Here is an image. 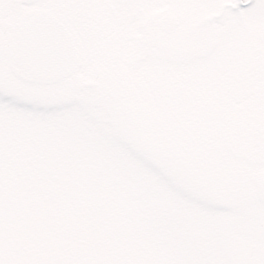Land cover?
I'll use <instances>...</instances> for the list:
<instances>
[{
    "label": "rangeland",
    "instance_id": "obj_1",
    "mask_svg": "<svg viewBox=\"0 0 264 264\" xmlns=\"http://www.w3.org/2000/svg\"><path fill=\"white\" fill-rule=\"evenodd\" d=\"M3 2L17 20L27 11L42 10L55 13L63 22L61 13H66L63 0ZM162 2V6L154 7V13L164 12L163 8L169 13L182 8L193 21H206V26L199 30L203 33L206 27L211 28L212 37L205 39L203 53L179 58L175 55L176 48L167 50L166 55L163 53L165 47L163 50L158 42L155 47H149L151 41L148 47L141 48V42L136 43V40L143 37L144 41L146 36H141L140 22L136 21L128 28H121V33L129 39L134 38V42L77 41L81 62L77 74L58 83L34 85L22 83L10 73L7 67L9 50H4L0 43V150H6L7 137L17 138L14 142L17 146L24 138L34 139L50 127H54L53 136L70 135L66 132L68 129L75 134H88L90 140L96 136L89 151L100 152L111 170L119 174L121 183L130 187L128 192L132 200L145 205L132 215V219L148 226L147 229L137 226L134 233L145 235L150 241L149 262L241 264L245 252L259 257L264 246V152L236 159L228 155L234 172L233 187L226 188L225 197L217 193L208 195L199 186L191 185L190 179L181 172H175L170 159L161 156L155 160L141 142L140 134L144 130L135 124L131 126L118 110L127 103L123 99L126 94L137 96L146 87L142 83L150 84L153 76L170 78L173 75L183 80L205 70L213 72L215 77L222 67L231 66L233 72L244 67V77L249 78L251 85L243 81V88L229 90L224 95L231 98L228 123L250 124L248 120L253 119L259 121V128L263 130L264 84L260 85L262 83L255 79L258 74L264 76V68L257 70L254 64L257 65L258 59L264 60V0ZM120 3L123 5L119 11L130 16L129 4L122 0ZM80 6L78 1L72 8L80 11ZM82 18L86 20L85 16ZM76 20L79 19L71 23V31L74 37L83 38L91 27ZM259 44H262L261 49L256 48ZM160 48L163 51L160 52ZM261 50L262 54L257 53ZM258 64L264 67L261 62ZM200 72L198 76L203 75Z\"/></svg>",
    "mask_w": 264,
    "mask_h": 264
},
{
    "label": "trees",
    "instance_id": "obj_2",
    "mask_svg": "<svg viewBox=\"0 0 264 264\" xmlns=\"http://www.w3.org/2000/svg\"><path fill=\"white\" fill-rule=\"evenodd\" d=\"M157 76L137 96L126 94L118 113L144 130L141 142L155 160L170 159L191 185L225 197L233 187L228 155L264 152L247 133L259 122L228 123L227 91L202 87L209 75ZM53 129L17 146L7 137L0 150V264H154L150 241L134 233L148 228L132 219L145 205L132 200L100 152L89 151L96 136L71 129L53 136Z\"/></svg>",
    "mask_w": 264,
    "mask_h": 264
},
{
    "label": "flooded vegetation",
    "instance_id": "obj_3",
    "mask_svg": "<svg viewBox=\"0 0 264 264\" xmlns=\"http://www.w3.org/2000/svg\"><path fill=\"white\" fill-rule=\"evenodd\" d=\"M78 1L81 5L80 11L72 8L73 3ZM122 1L123 3L129 4L130 8L127 7V10H129L130 16L126 15L125 12L119 11V8H121V6L123 5L122 3L119 4V0H63V5H65L64 7L66 9L65 15L61 13L62 15L61 17L62 19H64L63 22L56 17L55 13L54 14L52 12H48V13H50L55 19H57L62 24L65 31L72 38V41L75 44H77V41L80 42L94 41L96 43L97 42L114 43V42H118L119 40H121L122 42L129 40V42H134L135 40L134 38L129 39L128 37H125L121 33V28L122 27L123 29L128 28V25L133 24L136 21L140 22V23L138 22L139 23L138 28L143 33V35L141 36H146V39H144V41H142L143 37H141L139 40H136V43L141 42L140 45L141 48L148 47L149 44L148 41L152 42L151 45L149 46L151 48L152 45H154L155 47V43L158 42V45H160V47H163L162 48L163 50L166 49L163 52L166 53V55L168 53L167 50H169L170 52V50L176 48L178 51L176 52L175 55L179 56V58L181 57L185 58V56H187V58H190L193 56L194 53L200 55L205 50L204 48L205 47L204 42L206 41L205 39H208V37H212V34L210 35V33H212V29L209 27H206L203 33L201 32L202 30L201 26H206L205 25L206 21H202V22L193 21L190 18L191 17L190 14L185 10H183L182 8L174 10L173 12L170 13L165 8H163L164 12L159 11L157 13H154L153 12L154 7L156 5L162 6L163 4L162 0L160 2L159 0H122ZM18 3L22 4L23 1H18ZM31 11H36V10H31ZM76 11L78 12L75 13ZM27 12H25L21 16L20 20H17L14 14L9 13L8 5L4 3L3 0L0 2V43L2 44L4 50H9L8 55H10L12 48L11 45L12 31L17 25L22 23L23 18ZM84 16L86 20L83 21L82 17ZM169 18L171 19V22L174 21L172 19H175V21H177V26L175 27L173 32L168 31L169 27L167 26V23H165V21ZM75 19H79L76 21H82L81 22L82 24L85 23L86 24L85 27L87 28L91 27V30H89L90 33L87 32L86 36H84L83 38H81L82 36L81 37L73 36V32L71 31L72 30L71 28H73V26L71 25V23H73V20ZM79 33H82V30L79 31L78 34ZM179 41H181V43ZM256 48L261 49L262 44L257 45ZM162 49L160 48L159 51L161 52ZM115 50L118 51V49ZM262 52H263L262 50L257 51V53L259 54H262ZM258 62L264 64L263 59L260 60L258 59L257 65L254 64V68H256L257 70L264 68L260 66ZM7 67H8V59H7ZM222 68L223 69L219 74V76H215V77L213 75V72L208 73L205 70L200 72L199 70L197 75L200 72V74L209 75L210 77L209 84L203 85L202 87H205L210 90L229 91L236 88H241V87L243 88L244 85L243 81H245V83L247 81V83L251 85L249 78L247 76L244 77L245 76L243 74L244 67L240 70L236 68L237 71L236 69H234V72L231 66L230 67L225 66ZM255 81L257 82L259 81L260 83H262L260 85H263L264 76L263 75L260 76L258 74L256 76ZM263 89L264 88H262V90ZM257 90H261V89H257ZM230 99L231 98H229L227 102ZM250 132L256 134V132L252 130H250ZM243 247L245 248L244 250H246L247 244L244 243ZM245 253L246 254H244V257L241 258L242 260L241 264H264V246H262L260 249L261 256L259 257H255L253 256V254H248L247 252Z\"/></svg>",
    "mask_w": 264,
    "mask_h": 264
},
{
    "label": "water",
    "instance_id": "obj_4",
    "mask_svg": "<svg viewBox=\"0 0 264 264\" xmlns=\"http://www.w3.org/2000/svg\"><path fill=\"white\" fill-rule=\"evenodd\" d=\"M38 20H41L39 27L35 25ZM49 23H53L59 33H49ZM165 23L169 32L177 26V22H171V19ZM14 35V54L10 66L18 79L52 84L77 74L79 62L74 45L52 18L40 13L28 14L24 26Z\"/></svg>",
    "mask_w": 264,
    "mask_h": 264
}]
</instances>
